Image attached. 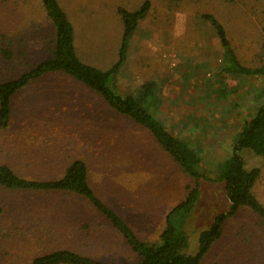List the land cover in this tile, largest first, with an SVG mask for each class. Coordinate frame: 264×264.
<instances>
[{"label": "rangeland", "instance_id": "374dc122", "mask_svg": "<svg viewBox=\"0 0 264 264\" xmlns=\"http://www.w3.org/2000/svg\"><path fill=\"white\" fill-rule=\"evenodd\" d=\"M59 1L74 25L79 57L106 70L119 59L118 8L136 10L146 0ZM148 1L150 11L130 43L116 87L128 95L146 82L156 84L159 117L201 152L203 170L213 175L254 115V104L261 103L264 79L223 73L222 46L201 16L214 15L241 63L255 67L264 61V0ZM53 40V25L39 0H0V48L13 53L11 59L0 55V81L38 64ZM242 155L248 170H260L254 193L264 204V158L249 150ZM74 159L87 163L97 195L149 243L159 240L166 213L193 183L149 132L110 109L100 95L68 75L48 74L13 97L11 124L0 129V164L46 180L60 176ZM227 207L224 184L202 181L187 225L189 252L196 253L200 232ZM59 249L111 264L140 261L82 200L0 187V264H34ZM201 264H264L263 225L240 213Z\"/></svg>", "mask_w": 264, "mask_h": 264}, {"label": "trees", "instance_id": "16d2710c", "mask_svg": "<svg viewBox=\"0 0 264 264\" xmlns=\"http://www.w3.org/2000/svg\"><path fill=\"white\" fill-rule=\"evenodd\" d=\"M39 2L53 25V44L47 50L46 57L38 64L12 80L0 81V129H7L11 124L12 100L18 92L48 74H65L100 95L110 109L149 132L193 183L186 196L168 210L159 240L153 243L141 240L130 225L97 195L90 184L88 165L82 159H74L60 176L46 180L20 176L9 165L0 164V187L19 192L72 196L82 200L125 239L131 250L139 255L138 264H201L203 257L222 237L227 222L242 212L255 218L264 228V204L254 193L260 170H248L242 155L245 150H249L264 158V91L259 94V100L262 97L259 106L254 104V115L236 135L231 153L216 164L211 175L202 168L201 152L187 139L169 131L159 117L162 103L160 104L157 96L156 84L146 82L128 95H122L116 87V78L127 59L130 43L140 22L150 11V2L146 0L136 10L118 8L123 23L119 59L106 70L85 63L79 57L74 25L60 1ZM201 18L212 25L220 41L226 61L221 68L223 73L229 77L256 76L264 79V61L255 67L242 64L224 25L212 14H204ZM0 55L11 59L13 53L8 48H0ZM202 181L223 183L228 207L213 218L207 229L200 232L198 249L196 253H191L187 225L198 207ZM85 227L89 225L85 224ZM34 264L111 263L73 250L59 249L37 257Z\"/></svg>", "mask_w": 264, "mask_h": 264}]
</instances>
